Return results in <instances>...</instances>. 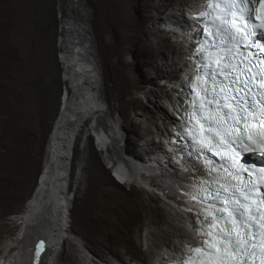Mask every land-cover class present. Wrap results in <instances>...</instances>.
<instances>
[{"label": "rangeland", "instance_id": "1", "mask_svg": "<svg viewBox=\"0 0 264 264\" xmlns=\"http://www.w3.org/2000/svg\"><path fill=\"white\" fill-rule=\"evenodd\" d=\"M188 2L187 0L179 7L174 1L162 0L158 1L156 9L149 7V0H0V118L17 112L20 119L18 141H11L7 125L0 127V131L6 129L3 136L6 144L8 142L7 151L12 149L15 152L16 149L19 155L16 157L17 181L14 184L10 181L0 184V222L8 224L9 218L17 214L16 209H22L35 189L42 169L47 136L58 115L60 97L65 86L67 90L68 82L64 80L66 67L61 57L64 47L61 41L65 36L63 27H67L66 17L70 15L67 8L75 9V12L82 10V15L86 14V18L82 17V19L84 18L83 21L87 24L86 33L89 32L87 36L91 41L90 47L97 66L99 65L100 85L108 105L107 112H111V118L108 120H104L102 115L96 112L90 123L104 121L103 124L101 123L103 129L106 124L112 123L113 117L121 119L122 138L114 137L112 144L116 140L118 147L119 145L122 149L128 147L140 156L146 157L151 151L153 152V148L156 149L157 142L163 137L157 129L159 125L165 123L167 113L166 102L162 99L167 89L162 81L170 78L169 74L178 75L182 70L164 64L153 48L164 44L167 59L171 60L174 51L167 49L171 46L173 37L165 39V34L154 32L158 27L164 29V23L172 20L171 17L167 20L170 13H174L176 17L180 15L178 7L188 9ZM146 36L150 45L142 46ZM16 100L19 101L17 109L19 111H16L14 104ZM155 100L157 101L154 102ZM158 103L162 104L163 108L159 107ZM151 111L157 115L158 124H152L146 118ZM100 129L98 127L89 135L84 132L80 145H76L75 148L76 159L73 161V168L77 166L78 171L73 183V198H70L67 215V222L71 224L74 238L64 240L63 251L56 256L58 260L60 255L68 250L70 242L78 240L84 244L86 242L80 234L73 231V227L82 226L83 209L94 210L96 221H100L113 218L114 215L109 211L115 209L117 202H125L129 206L136 207L140 204L129 194L131 187H144V185L139 180L138 174L135 176L131 174L130 165L127 168V165L123 166L119 163V156L114 155L112 144L104 151H98L94 143L97 142V134L102 132ZM116 133L117 130L112 135ZM1 141L3 142V138L0 139V145ZM13 143L17 148L11 146ZM0 150L5 148L2 149L0 146ZM81 157L85 158L83 176L79 163ZM89 163L91 169L87 173L86 165ZM118 165L121 167L124 181L123 175L132 176L131 184H122L117 180L114 167ZM102 176H106L109 184L113 186L109 189V196L98 193ZM89 180L93 191L86 195L83 191ZM148 186L163 198L151 183ZM114 187L121 188L128 197L116 198ZM143 200L146 209L152 206L159 218L163 219V211L156 200H150L146 193H143ZM147 220L146 213L138 215L136 231L129 233L139 256L146 249L145 245L140 246V244L145 243L143 236ZM163 221L161 220V225L165 226ZM18 230L19 227L13 225L11 230L0 235V255L6 244L17 235ZM169 240L172 247L177 243L172 237ZM89 243L86 252L90 253L94 260L100 261L99 257L102 255H105L112 264L115 259L118 260L109 251L101 249L103 247L99 248L95 245L92 240H89ZM132 259L136 261L133 257Z\"/></svg>", "mask_w": 264, "mask_h": 264}, {"label": "snow or ice", "instance_id": "2", "mask_svg": "<svg viewBox=\"0 0 264 264\" xmlns=\"http://www.w3.org/2000/svg\"><path fill=\"white\" fill-rule=\"evenodd\" d=\"M204 0L186 35L192 61L174 135L190 142L194 173L169 186L195 240L170 264H264V0ZM213 157L209 159L204 155ZM25 235L0 264H43Z\"/></svg>", "mask_w": 264, "mask_h": 264}, {"label": "bare ground", "instance_id": "3", "mask_svg": "<svg viewBox=\"0 0 264 264\" xmlns=\"http://www.w3.org/2000/svg\"><path fill=\"white\" fill-rule=\"evenodd\" d=\"M158 1L162 0H155L153 2L149 0V7L151 6L157 9ZM166 1H174L177 3V6L180 7L187 0ZM188 1V9H180L178 7L177 10L180 11L178 12L180 15L176 17L174 13H170L167 20H169L170 17L172 20L169 22L166 20L167 22L164 23L165 28L161 29L158 27L154 32L165 34V39L166 37L170 38V36L174 39L171 40V46H167L168 49L166 48L167 51H174L172 52L173 55L171 60L167 59L164 44L157 45L153 48L156 49V53L160 55L164 64L169 65L170 68L182 69L178 75H168L175 79L184 76L185 71L191 67L190 60L185 61L184 59L186 54L190 51L188 44L190 37L186 35V33L193 23L191 15L201 6L202 2V0ZM189 3H191V5H189ZM67 9H69L70 15L66 17L67 27H63L65 36L61 41L62 45H64L61 57L66 67L64 80L68 82L66 90V95L68 96L66 108L62 111H60L59 108L58 115L48 133L45 151H43L44 155L41 173L40 176H38L39 178L31 196L23 204L22 209H16L17 214L9 218L10 222L8 224L0 222V235L11 230L13 225L19 227L17 235L6 244L0 255V260L5 257L10 250L14 249L25 235H28L34 236L37 240H44V248L47 254H42L43 264H112L105 255L99 257L100 261H98L94 260L90 253L88 254L86 252L87 246L90 244L89 240H92L99 248L103 247L101 249H105L109 251V253H112L121 264H162L169 256H175L182 252L183 245L181 241L195 240L194 233L189 226V217L181 210L178 203L166 195H163L162 198L154 193L150 186H148V183L162 181L158 175H152V173H150V168H148L149 160L146 159L148 157H142L139 153L128 147L123 149L121 145L118 147L116 140H114L115 142L113 141L112 151L115 156H119V163L123 166L127 165V168L130 165L129 169L132 175L141 174V176H143L142 180L144 183L142 184L144 187L133 186L129 194L133 199L140 202L139 207L129 206L125 202H117L115 209L109 211L110 214L114 215L112 216L113 218H105L100 221H96L93 215L94 210L83 209L81 218L82 226L73 227V231L80 234L86 240L85 244L79 240L72 241L69 243L68 250L60 255L61 257L59 260L54 258L57 253L61 251L62 242L64 243V240L67 239L65 233L68 231L63 228L69 226L67 215L69 213V203L71 200L69 192L65 189V183L71 163L69 145L70 138L72 137L70 127L73 126L71 121L74 120V118H80L79 120H82V115H79L80 113L87 114L103 103L101 99L97 98V90L91 86L95 85L98 78L101 81V78L100 72L95 75L91 74L97 62L90 47L91 41L88 40L87 33L89 32L86 33L87 24L83 21L84 18L82 19V17L86 18V14L84 13V15H82V10H77L75 12V9ZM148 44L150 45V42L148 36H146L141 45L147 46ZM158 55L157 57H159ZM166 60H168L167 63ZM93 79L94 81L92 82ZM100 90L101 93H103V89L101 88ZM164 93L166 94L165 91ZM156 101L157 100L154 102ZM14 104L16 106V111H19L17 110L19 101L16 100ZM158 106L163 108L160 103H158ZM144 107L146 106H143V108ZM165 116V123L163 122L164 124L159 125V128H157L162 133L163 137L161 141L157 142L158 146L155 150H157L168 166L174 167L171 161L172 150L167 143L166 137L167 132H169L172 127L173 115L167 110ZM122 117L124 118L123 115ZM146 118L149 119L152 124H158L159 122L157 115L152 113V111ZM103 122L104 121H101L102 124ZM3 125H7V128L9 127L11 141H18L20 138V119L18 113L16 112V114L11 115L6 114L1 117L0 127ZM106 125L107 126L103 128L104 133L101 129L102 132L97 134V142L103 140L105 145L108 144L113 136L112 134L116 132V127L121 131L123 130V123L121 119L117 117H113L112 123ZM5 133L6 129L0 131V139L2 140L3 138V142L1 141L2 144L0 146L2 149L5 148V150H0V184L9 181L14 184L18 176L16 175V171L18 172L16 157H19V155L17 153L18 150L15 149L17 145H14V143L11 146L15 149V152L11 148V150L7 151L8 142L6 144L5 137L3 136ZM124 156H126V158L132 157L135 161L129 163L130 161L128 162L127 159H124ZM79 163L81 167V176H83L85 172V158L81 157ZM90 167V163L86 165L87 173L90 171ZM187 167L192 166L187 165ZM189 174L190 173L185 174L184 179L187 178ZM123 178L125 179V184H128L132 176L130 175L127 177L123 175ZM176 178L182 180L183 176H176ZM117 180L122 183L120 179ZM90 181L91 180L88 181L83 191L86 195H88V192L91 193L93 191V187L89 185ZM99 183L101 186L98 193L103 194V196H109V189L113 186L109 184L107 177L102 176ZM155 187L156 185L153 186V188ZM113 191L116 198L120 197L121 199H126L128 197L121 188L117 187ZM143 193H146L150 200H156V202L160 204L163 211V219L159 218L158 213L152 206L150 209H146ZM165 198L168 200H165ZM60 209L68 210H63L62 212ZM141 213H146V215H148V220L145 222L146 231L143 236L145 243L143 244L142 242L140 244V246L145 245L146 249L141 253L142 255L139 256L135 249L136 245L133 244V239L129 233L136 231L135 226L138 221V215ZM161 220H164L163 224L165 226L161 225ZM171 237L177 240V243L173 245V247L170 243L171 240H169ZM76 254H78V256ZM132 257L136 259V261L133 260ZM55 259L57 261H55Z\"/></svg>", "mask_w": 264, "mask_h": 264}, {"label": "clouds", "instance_id": "4", "mask_svg": "<svg viewBox=\"0 0 264 264\" xmlns=\"http://www.w3.org/2000/svg\"><path fill=\"white\" fill-rule=\"evenodd\" d=\"M99 66V65H98ZM97 65L93 67L92 71H91V74L92 75H95L96 73H99L100 69ZM95 79V77H94ZM94 79L92 80V82L94 81ZM101 82H100V79L98 78L97 82L95 83V85H91L92 88L96 89L98 92H100L101 96L103 97V103L102 104H105L106 105V109L105 110H102V109H98L97 107L90 112V114H87L84 118V120H81V121H78V123L76 124L74 130L72 131V137L70 138V142H69V145H70V156H71V163L69 165V170H68V173H67V180H66V183H65V189L67 192H69V197L72 199L73 198V183L75 182V178H76V175H77V171H78V167L75 166V168H73V161L76 159V155H75V148H76V145H80V139L81 137L83 136L84 132H86L88 135L91 133L92 129H93V126H94V123H90L91 119L93 118L94 114L96 112H99V114L102 115V118L104 120H108L109 118H111V112H107V109H108V105H107V102H106V99L104 97V94L101 93ZM66 94V86L64 87L63 89V92H62V95L60 97L61 99V103H59V108H60V111L62 110H65L66 108V103H67V99H68V96L66 95V97H63V95ZM103 111H105V113H103ZM97 125H100L102 127V124L101 122L97 123ZM93 135V133H92ZM92 137V136H91ZM116 137V136H113L108 145H105L106 146V149L108 147H111V144H112V139ZM117 138H122V131L119 129V137ZM124 141H125V138H124ZM96 148L98 149V151L102 152V150L99 149V147H97L98 145V142H95L94 143ZM104 151V150H103ZM157 150H155V148H153V152L151 151L149 154H147L146 157H150L151 154H154ZM124 158H126V156H124ZM146 158L147 160H150ZM128 159L131 163L134 162V158H126ZM151 173V172H150ZM141 176V174H138ZM143 176H141L142 178ZM122 178V176H121ZM130 180V184L133 182V179H129ZM123 183H126L125 181L122 182ZM142 183H144V181L142 180ZM156 185L155 183H153V186ZM157 185L155 187V189H157ZM162 195H166L164 192L162 191H159ZM168 196V195H166ZM166 200H168L166 198ZM63 210H68V209H60V211L63 212ZM64 230H67L68 233H65V236L70 239V237H73L74 235L72 234L71 232V224L69 226H66L63 228ZM66 242V241H65ZM63 242L61 244V247L63 246ZM61 251H63V247L61 249ZM60 251V252H61ZM58 254V253H57ZM57 256V255H56ZM56 256L54 258H56ZM5 257H3L2 259H4ZM1 259V260H2ZM114 264H121L120 261L118 260H114Z\"/></svg>", "mask_w": 264, "mask_h": 264}, {"label": "water", "instance_id": "5", "mask_svg": "<svg viewBox=\"0 0 264 264\" xmlns=\"http://www.w3.org/2000/svg\"><path fill=\"white\" fill-rule=\"evenodd\" d=\"M79 115H82L81 118H82V120H84V118H85V116H86L87 114L80 113ZM79 119H80V118H79ZM79 119L74 118V120L71 121V123H73V126L70 127L71 132L74 130V128H75L76 124L78 123V121H81V120H79ZM96 129H97V128H96ZM100 131H101V130H100ZM102 131H103V129H102ZM92 133H93V135H94V132H92ZM99 144H100V145H103V144H104L103 140H102L101 142H99Z\"/></svg>", "mask_w": 264, "mask_h": 264}]
</instances>
